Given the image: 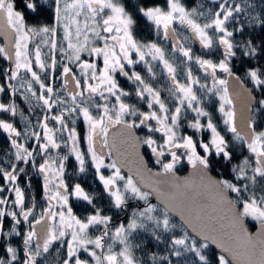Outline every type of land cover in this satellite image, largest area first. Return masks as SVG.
<instances>
[{
  "label": "snow or ice",
  "instance_id": "snow-or-ice-1",
  "mask_svg": "<svg viewBox=\"0 0 264 264\" xmlns=\"http://www.w3.org/2000/svg\"><path fill=\"white\" fill-rule=\"evenodd\" d=\"M19 4L0 0V264H48L53 252L56 264H264V37L245 35L264 32V10ZM72 159L100 191L69 183ZM185 161L191 172L178 176ZM214 165L231 179L213 178Z\"/></svg>",
  "mask_w": 264,
  "mask_h": 264
},
{
  "label": "flooded vegetation",
  "instance_id": "flooded-vegetation-1",
  "mask_svg": "<svg viewBox=\"0 0 264 264\" xmlns=\"http://www.w3.org/2000/svg\"><path fill=\"white\" fill-rule=\"evenodd\" d=\"M31 22H32L31 18H29V23H31ZM0 46H2V45L0 44ZM194 47H195V50L197 52H199L198 45L194 46ZM4 63H6V62H4ZM197 75H199V73H197ZM122 84H123V86L125 88H130L131 87L130 85H128L126 83H123V81H122ZM230 87H231V85L229 84V88ZM22 106L25 109H27V107H28L26 104H22ZM217 116H218V114H217ZM78 130L81 133H83V126L81 125L78 128ZM136 134L142 136L144 133L141 130H136ZM157 138H158V134H157ZM204 138L207 139V134H205ZM144 150L145 149L142 147L141 148V152H143ZM106 162H108V161H106ZM66 163H67V173H68L67 179H68L69 183L80 182L82 184V186H84L85 189L88 190V191H90L91 189H93V191H95V193L100 191V186H99L98 182H96L94 180L91 169L89 170V172H88V174L86 176L75 175L73 178L71 177V179H70L69 178V171L72 170L74 173L76 172V162H75L74 159H72L70 162H66ZM152 166H153V170L154 171L158 169V166H156L154 164ZM189 167L190 166H188L186 161H185L182 166H178L177 175L178 176H183L187 172V169ZM211 175L214 178H219L221 175H223L224 178L231 179L228 171L222 165H214L213 172L211 173ZM40 184H41L40 179L33 174L31 188L27 189L29 195L30 196L34 195L36 197V199H37V202H38L37 213L39 212V205L44 203L43 200L41 199V197H42V189L40 187ZM21 186L27 188V186L24 184L23 181H21ZM98 203H102V204L106 205V201H98ZM71 205H72V207L74 209V212L78 216H83L85 211L87 210L85 205L80 204V203H78L76 201H72ZM249 223L251 224L253 222L249 221ZM252 229L253 228H250L249 230L251 231Z\"/></svg>",
  "mask_w": 264,
  "mask_h": 264
},
{
  "label": "trees",
  "instance_id": "trees-1",
  "mask_svg": "<svg viewBox=\"0 0 264 264\" xmlns=\"http://www.w3.org/2000/svg\"><path fill=\"white\" fill-rule=\"evenodd\" d=\"M254 5H255V12L257 14H259L262 10H264V0H254ZM17 8L19 9L21 6L19 4V0H17ZM46 19V18H44ZM251 34L252 37L256 40H259L261 37H264V32L262 31H255L253 32L252 29H248V31L245 33V35H249ZM235 65H237V67L235 68V70L237 72H242L243 69V64L241 61L236 60L233 62ZM6 143V141L3 139V137H0V151H3V145ZM75 176L74 172L72 170L69 171V178L71 179V177L73 178ZM91 192L95 193V191H93V189L90 190ZM151 248V250L153 251H158L163 253L164 252V245H160L158 248L156 247H152L151 245L149 246ZM0 254H2V249H0ZM58 254L53 252V255L49 257V262L48 264H56V256ZM218 255V254H217Z\"/></svg>",
  "mask_w": 264,
  "mask_h": 264
},
{
  "label": "water",
  "instance_id": "water-1",
  "mask_svg": "<svg viewBox=\"0 0 264 264\" xmlns=\"http://www.w3.org/2000/svg\"><path fill=\"white\" fill-rule=\"evenodd\" d=\"M0 44L2 46H4V47H7V45H8V37L3 32H0ZM229 84L231 85L230 91H238V90H240L239 89V85L235 81H230ZM236 107H237V113H238L237 120H238V124H239L240 123V110H241V107H242V103H241V101L239 99L236 101ZM122 172H123V174L127 175V170L126 169L122 170ZM190 172H191V168L189 167L187 169V172L183 176H188L190 174ZM153 199H155V198L153 197ZM251 231L255 232L256 229L253 228ZM212 247L214 248L215 246L213 245ZM216 252H217L218 255L220 254V250L219 249H216Z\"/></svg>",
  "mask_w": 264,
  "mask_h": 264
},
{
  "label": "rangeland",
  "instance_id": "rangeland-1",
  "mask_svg": "<svg viewBox=\"0 0 264 264\" xmlns=\"http://www.w3.org/2000/svg\"><path fill=\"white\" fill-rule=\"evenodd\" d=\"M251 222V221H250Z\"/></svg>",
  "mask_w": 264,
  "mask_h": 264
}]
</instances>
